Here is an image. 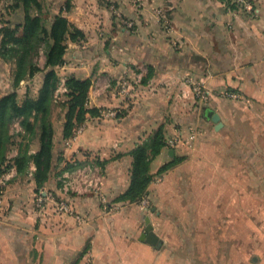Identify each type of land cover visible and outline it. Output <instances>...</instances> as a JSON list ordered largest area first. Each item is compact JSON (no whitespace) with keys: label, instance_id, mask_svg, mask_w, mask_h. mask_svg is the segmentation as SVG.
<instances>
[{"label":"crops","instance_id":"0c3cea01","mask_svg":"<svg viewBox=\"0 0 264 264\" xmlns=\"http://www.w3.org/2000/svg\"><path fill=\"white\" fill-rule=\"evenodd\" d=\"M256 1L255 16L230 13L219 0H71L69 10L66 0L51 2L49 25L62 14L84 35L67 40L65 63L55 71L61 80L90 79L88 108L101 115L88 116L69 144L64 122L55 128V169L40 190L42 205L33 177L14 170L4 177L0 264H84L88 258L91 264H195L194 256L180 255L184 241L167 237L185 227L173 216L201 213L194 209L200 198H209L213 184L227 178L210 143L184 145L175 138L198 121L210 123V113L230 120L228 106L264 102V0ZM164 5L168 28L158 17ZM229 22L234 29H227ZM195 79L210 93L201 114L194 107ZM12 90L8 74L0 96ZM160 129L168 144L175 139L178 145L163 149L151 174L178 164L155 176L139 201H121L131 185L130 153ZM86 165L100 169V191L66 197L72 212H61L60 178ZM216 190L222 199L217 212H224L229 194L219 185ZM147 218L158 247L142 240Z\"/></svg>","mask_w":264,"mask_h":264},{"label":"rangeland","instance_id":"374dc122","mask_svg":"<svg viewBox=\"0 0 264 264\" xmlns=\"http://www.w3.org/2000/svg\"><path fill=\"white\" fill-rule=\"evenodd\" d=\"M39 1L43 5L45 17L49 19L51 13L49 5L53 0ZM219 1L223 2L224 7L230 13L237 12L241 16H255L254 5L256 0H241L242 2L239 3L235 0ZM167 11L168 8L164 5L163 10L158 13L164 28H168L165 19ZM23 19L24 9L17 8L15 0H0V53L3 30L9 27L13 29L18 23H22ZM234 24L235 29L242 34V30H240L242 25L235 20ZM227 29H234L232 23L229 22ZM45 60L43 50L40 48L39 54L34 58L36 67L43 70ZM0 61V85H3V80L10 74L13 88L15 63L4 62L1 57ZM43 75L36 73L32 79L28 78L21 82L22 87L20 84L17 89L19 103H22L27 97L33 99L37 97ZM65 83L66 79L61 80L53 97L50 121L54 131L61 122L65 123V116L68 111V99L65 97L67 91L64 90L66 89ZM192 86L194 107L197 106V110L200 109L198 114H201L202 107H206L209 99L207 102L201 100L202 98L197 92L201 89L203 93L209 95L210 93L204 84L196 79ZM3 89L6 88H1V90ZM2 96L4 95L0 97ZM240 97L235 96V98L230 99L238 101ZM241 100L243 101V99ZM231 109L232 107L228 106V110L232 114L230 120L225 118L224 121L219 120V123H214L210 117V123L198 121L194 127L187 129L183 134L179 133L175 138L178 143L184 145H190L194 142L195 144L210 143L211 150H209L211 156L216 157V167L219 166V163L221 164L220 167L225 166L227 178L224 185L217 181L213 184L215 190L209 198H205L204 195L200 198L202 205L194 209L203 210L201 213H180L173 216L177 218V224L185 225V227L173 229L167 233V237L184 241L185 251L181 252L180 255L185 259H188L187 256L189 255L194 256L195 264H264V102L254 103L251 101L237 106L235 110ZM201 116L199 115L198 119H201ZM20 134L24 135V131L21 128L20 120H15L10 127L9 135L12 139L7 142L9 151L6 152L7 160L11 164L13 163L11 161L18 155V145L22 141L18 136ZM24 143L26 144V142ZM177 145L172 147L167 142V146L171 148H175ZM35 150L37 152L39 150L38 138L31 142V154H34ZM13 170L15 174L19 175L14 167L6 169L5 174L0 178L2 189H4V183H2L4 177ZM34 172L35 167L31 165L29 173L19 176L21 178L33 177ZM218 185L219 188L225 189L226 194H229L225 198V211L220 213L217 212V209L218 202L219 200L221 202L222 199L218 198V191L216 190ZM37 193L39 194V192ZM192 239H194V243L192 242L189 247L187 244Z\"/></svg>","mask_w":264,"mask_h":264},{"label":"trees","instance_id":"16d2710c","mask_svg":"<svg viewBox=\"0 0 264 264\" xmlns=\"http://www.w3.org/2000/svg\"><path fill=\"white\" fill-rule=\"evenodd\" d=\"M17 8L24 9V19L13 29L3 30L0 57L4 62H14L13 90L0 97V178L6 169L14 167L19 175L29 173L34 165L37 192L44 188L55 169V131L50 121L53 97L61 79L55 69L64 65L67 51V40H83L84 35L75 29L62 14L55 17L49 25V19L43 13V5L39 0H15ZM71 0H66V10L70 9ZM42 48L45 55L44 69H38L34 58ZM36 73H42L43 81L36 98L27 97L18 102L17 89L21 82ZM92 85L90 79L81 80L74 76L66 79L65 87L68 99V111L63 125V136L66 141L73 138L75 132L85 124L87 117H99V110L89 109V91ZM20 120L24 135H18L22 141L18 145V155L11 162L7 160V142L13 121ZM29 136V139H27ZM38 138L39 150L31 154V142ZM26 142V144L24 143ZM25 144V145H24ZM13 145V144H11ZM167 147L163 129L142 145L134 149L131 170V185L121 201L134 203L143 198L155 176H162L178 164L177 161L164 165L154 176L151 174V164ZM71 169V168H69ZM68 169V170H69ZM0 183V197L2 194Z\"/></svg>","mask_w":264,"mask_h":264},{"label":"built area","instance_id":"2783aa9c","mask_svg":"<svg viewBox=\"0 0 264 264\" xmlns=\"http://www.w3.org/2000/svg\"><path fill=\"white\" fill-rule=\"evenodd\" d=\"M235 2H242L241 0H235ZM128 27H133V22H126ZM64 87V84H63ZM66 91V89H64ZM197 94L202 98L201 100L207 102L209 99L208 93H203L201 89L198 90ZM75 136H73L74 138ZM72 138V139H73ZM69 144V140L67 142ZM169 145L175 146V141H170ZM61 182V194L62 200L59 202V210L63 213L72 212L71 206L65 201L66 197L71 195H85L97 193L101 187V175L100 169L92 165H86L78 168L74 171H69L63 174L60 178ZM4 183V179L2 181ZM45 201L43 192L38 197V204L42 205ZM84 264H91V258H88Z\"/></svg>","mask_w":264,"mask_h":264},{"label":"water","instance_id":"95a60500","mask_svg":"<svg viewBox=\"0 0 264 264\" xmlns=\"http://www.w3.org/2000/svg\"><path fill=\"white\" fill-rule=\"evenodd\" d=\"M210 116L212 117V121L214 123H219L220 119L217 115H213L210 113ZM146 223H147V228H146L145 234L143 235L142 240L144 242L149 243L153 247H158L161 244V242L159 238L153 233V227L151 226L149 218L146 219Z\"/></svg>","mask_w":264,"mask_h":264}]
</instances>
